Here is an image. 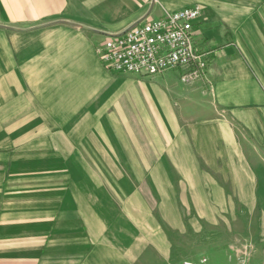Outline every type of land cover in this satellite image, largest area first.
Segmentation results:
<instances>
[{"label":"crops","instance_id":"crops-1","mask_svg":"<svg viewBox=\"0 0 264 264\" xmlns=\"http://www.w3.org/2000/svg\"><path fill=\"white\" fill-rule=\"evenodd\" d=\"M151 2L0 0V264L264 262V0ZM193 4L202 79L105 68Z\"/></svg>","mask_w":264,"mask_h":264},{"label":"built area","instance_id":"built-area-1","mask_svg":"<svg viewBox=\"0 0 264 264\" xmlns=\"http://www.w3.org/2000/svg\"><path fill=\"white\" fill-rule=\"evenodd\" d=\"M201 10L199 4H193L165 12L159 18L139 19L123 31L106 33L95 51L105 68L113 73L154 77L179 69L182 83L202 79L207 69V52L196 49L194 31ZM205 261L203 258L199 263ZM229 264L264 262H250L248 257H242Z\"/></svg>","mask_w":264,"mask_h":264},{"label":"rangeland","instance_id":"rangeland-1","mask_svg":"<svg viewBox=\"0 0 264 264\" xmlns=\"http://www.w3.org/2000/svg\"><path fill=\"white\" fill-rule=\"evenodd\" d=\"M174 71H176V70H174ZM171 75L173 76V80H175L178 84H180L178 74H176V72L172 71ZM182 84L184 85L186 83H182ZM76 154L77 153H72L71 155H76ZM234 227H235L234 225L233 226L231 225L232 229ZM183 242H184V240H183ZM185 243L187 244V246L182 247V251L179 250V256H180V258L178 259L179 264H184L185 261H191L193 263L200 264L199 262L201 259H203V258L206 259V256L201 254L199 259L197 261H195V258H196L195 254L198 253L200 249L195 248V247L194 248L189 247V241L188 240H186ZM229 250H230V252H232L233 249L230 247ZM192 253H193V255H191Z\"/></svg>","mask_w":264,"mask_h":264},{"label":"water","instance_id":"water-1","mask_svg":"<svg viewBox=\"0 0 264 264\" xmlns=\"http://www.w3.org/2000/svg\"><path fill=\"white\" fill-rule=\"evenodd\" d=\"M153 3H154V0H152V2H151V5H150V8H149V11L151 10V8H152V6H153ZM67 23H71V22H68V21H67ZM72 24L77 25V26H79V27L86 28V27L83 26V25H78V24H76V23H72Z\"/></svg>","mask_w":264,"mask_h":264}]
</instances>
